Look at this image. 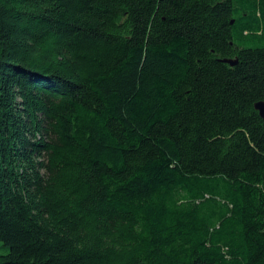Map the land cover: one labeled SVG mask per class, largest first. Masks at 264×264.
Segmentation results:
<instances>
[{
	"label": "trees",
	"instance_id": "obj_1",
	"mask_svg": "<svg viewBox=\"0 0 264 264\" xmlns=\"http://www.w3.org/2000/svg\"><path fill=\"white\" fill-rule=\"evenodd\" d=\"M259 102L264 0H0V264H264Z\"/></svg>",
	"mask_w": 264,
	"mask_h": 264
},
{
	"label": "water",
	"instance_id": "obj_2",
	"mask_svg": "<svg viewBox=\"0 0 264 264\" xmlns=\"http://www.w3.org/2000/svg\"><path fill=\"white\" fill-rule=\"evenodd\" d=\"M221 62L224 64H228L232 67L237 65V61L232 60V59H224V60H221ZM255 109L259 112L260 116L264 118V102L257 103L255 105Z\"/></svg>",
	"mask_w": 264,
	"mask_h": 264
},
{
	"label": "rangeland",
	"instance_id": "obj_3",
	"mask_svg": "<svg viewBox=\"0 0 264 264\" xmlns=\"http://www.w3.org/2000/svg\"><path fill=\"white\" fill-rule=\"evenodd\" d=\"M8 254V250L3 247V242L0 241V255H6Z\"/></svg>",
	"mask_w": 264,
	"mask_h": 264
}]
</instances>
